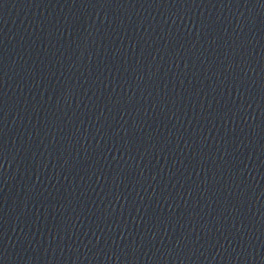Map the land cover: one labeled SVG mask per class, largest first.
<instances>
[{
  "label": "water",
  "instance_id": "95a60500",
  "mask_svg": "<svg viewBox=\"0 0 264 264\" xmlns=\"http://www.w3.org/2000/svg\"><path fill=\"white\" fill-rule=\"evenodd\" d=\"M0 264H264V0H0Z\"/></svg>",
  "mask_w": 264,
  "mask_h": 264
}]
</instances>
